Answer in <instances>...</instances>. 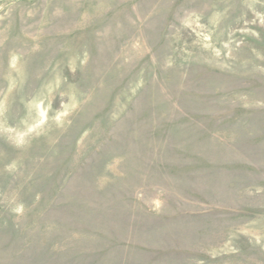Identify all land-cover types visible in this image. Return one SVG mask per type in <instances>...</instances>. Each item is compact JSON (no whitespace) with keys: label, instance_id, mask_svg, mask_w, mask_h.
<instances>
[{"label":"rangeland","instance_id":"1","mask_svg":"<svg viewBox=\"0 0 264 264\" xmlns=\"http://www.w3.org/2000/svg\"><path fill=\"white\" fill-rule=\"evenodd\" d=\"M0 264H264V0H0Z\"/></svg>","mask_w":264,"mask_h":264}]
</instances>
